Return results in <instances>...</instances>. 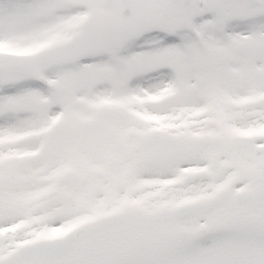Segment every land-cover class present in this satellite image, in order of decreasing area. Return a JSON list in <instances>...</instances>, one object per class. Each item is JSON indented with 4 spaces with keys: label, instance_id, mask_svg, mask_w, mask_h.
<instances>
[{
    "label": "snow or ice",
    "instance_id": "6c2138e0",
    "mask_svg": "<svg viewBox=\"0 0 264 264\" xmlns=\"http://www.w3.org/2000/svg\"><path fill=\"white\" fill-rule=\"evenodd\" d=\"M0 264H264V0H0Z\"/></svg>",
    "mask_w": 264,
    "mask_h": 264
}]
</instances>
